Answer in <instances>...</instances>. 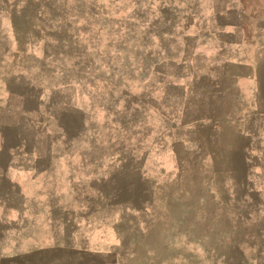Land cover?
Returning a JSON list of instances; mask_svg holds the SVG:
<instances>
[{"label":"rangeland","instance_id":"1","mask_svg":"<svg viewBox=\"0 0 264 264\" xmlns=\"http://www.w3.org/2000/svg\"><path fill=\"white\" fill-rule=\"evenodd\" d=\"M0 57V157L92 168L105 251L264 264V190L242 176L264 145L230 121L239 85L264 86V0H0Z\"/></svg>","mask_w":264,"mask_h":264},{"label":"crops","instance_id":"2","mask_svg":"<svg viewBox=\"0 0 264 264\" xmlns=\"http://www.w3.org/2000/svg\"><path fill=\"white\" fill-rule=\"evenodd\" d=\"M14 62H9L11 69ZM253 81V90L239 85L237 95L252 99L241 103L230 120L250 148L264 145V86ZM258 152L242 176L260 177L264 190V148ZM0 158V264H141L136 250L105 251V203L95 204L92 168L89 178H78L83 165L77 155ZM241 158L243 164L246 158ZM249 191L247 206L254 203ZM117 237L123 246L125 236Z\"/></svg>","mask_w":264,"mask_h":264}]
</instances>
